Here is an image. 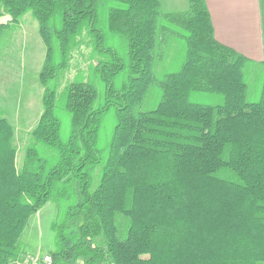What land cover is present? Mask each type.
I'll return each mask as SVG.
<instances>
[{"label":"trees","instance_id":"trees-1","mask_svg":"<svg viewBox=\"0 0 264 264\" xmlns=\"http://www.w3.org/2000/svg\"><path fill=\"white\" fill-rule=\"evenodd\" d=\"M28 13L45 49L42 112L20 169L0 118V264L49 202L66 207L54 264H264V62L216 41L205 0L177 13L159 0H0L11 24ZM82 34L94 62L59 93ZM175 45L179 67L157 77ZM75 215L83 223L70 227Z\"/></svg>","mask_w":264,"mask_h":264},{"label":"rangeland","instance_id":"rangeland-1","mask_svg":"<svg viewBox=\"0 0 264 264\" xmlns=\"http://www.w3.org/2000/svg\"><path fill=\"white\" fill-rule=\"evenodd\" d=\"M166 13H177L187 8V0H159ZM91 41L82 34L78 45L71 51L70 64L67 70L58 76V92L62 93L67 85L76 79H85L89 65L94 62L91 54ZM183 48L175 45L159 70L157 77L166 72H174L179 67ZM45 49L38 33V24L30 13L25 14L17 23H9L0 34V118L6 119L14 129V145L17 149L16 167L20 169L27 146L31 142L30 133L37 124L42 112L43 89L38 75L44 60ZM256 76L248 80L247 101L256 102L260 94L261 69ZM100 92V88H98ZM209 97V96H208ZM202 102L205 96L194 98ZM210 103H219L220 99L209 97ZM207 102V101H206ZM149 108L147 101L144 108ZM57 115L62 121L61 134L67 137L69 118L56 106ZM107 118L106 120H108ZM107 125V123H105ZM110 125L102 132L99 145L102 147L109 136ZM96 177H94V180ZM97 179L94 183L96 185ZM65 205L58 206L53 202L46 204L37 214L30 217L20 236L21 252L32 254H53L55 251V234L52 226L61 222L65 213ZM83 223L81 215H75L69 222L70 227H78Z\"/></svg>","mask_w":264,"mask_h":264},{"label":"crops","instance_id":"crops-1","mask_svg":"<svg viewBox=\"0 0 264 264\" xmlns=\"http://www.w3.org/2000/svg\"><path fill=\"white\" fill-rule=\"evenodd\" d=\"M220 44L264 62V0H205Z\"/></svg>","mask_w":264,"mask_h":264},{"label":"built area","instance_id":"built-area-1","mask_svg":"<svg viewBox=\"0 0 264 264\" xmlns=\"http://www.w3.org/2000/svg\"><path fill=\"white\" fill-rule=\"evenodd\" d=\"M10 264H54L51 254H32L29 252H21L19 256ZM73 264H113L109 258L89 263L84 259H79Z\"/></svg>","mask_w":264,"mask_h":264},{"label":"water","instance_id":"water-1","mask_svg":"<svg viewBox=\"0 0 264 264\" xmlns=\"http://www.w3.org/2000/svg\"><path fill=\"white\" fill-rule=\"evenodd\" d=\"M12 21L9 15H4L0 17V28L8 25Z\"/></svg>","mask_w":264,"mask_h":264}]
</instances>
